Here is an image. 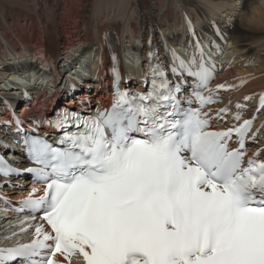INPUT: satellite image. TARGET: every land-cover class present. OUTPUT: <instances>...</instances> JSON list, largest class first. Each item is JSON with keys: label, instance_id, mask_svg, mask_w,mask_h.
<instances>
[{"label": "snow or ice", "instance_id": "obj_1", "mask_svg": "<svg viewBox=\"0 0 264 264\" xmlns=\"http://www.w3.org/2000/svg\"><path fill=\"white\" fill-rule=\"evenodd\" d=\"M199 56L173 51L170 69H152L147 91L117 89L96 116L58 117L60 147L24 140L37 165L27 171L45 187L32 188L19 211L41 222L29 225L30 242L0 247V264H61L57 254L67 264L73 256L82 264H264V160L246 159L245 149L253 121L209 130L202 109L214 102V66ZM177 74L193 79L190 96ZM15 171L0 159V174ZM28 219L35 216L20 223Z\"/></svg>", "mask_w": 264, "mask_h": 264}, {"label": "bare ground", "instance_id": "obj_2", "mask_svg": "<svg viewBox=\"0 0 264 264\" xmlns=\"http://www.w3.org/2000/svg\"><path fill=\"white\" fill-rule=\"evenodd\" d=\"M85 1L78 0L73 4H67L70 6L69 9L65 5L67 11L65 10L66 14H63L56 13L57 9H54L53 6L50 7V5H57L58 0H0L1 5L19 4L24 9H27V5H29L36 12V15L34 14L36 17L29 19L24 17L21 24L19 22L17 25L26 26L25 30L29 35L21 29H17L18 32L10 31L14 38H9L6 35H10V29L7 28V30L3 26L4 30L0 27V45L4 49L0 55V77L5 72L29 71L34 83L27 82V85L34 87L37 97H39L42 91L38 87L47 85L45 75L49 70V67L43 65L41 61L46 60L52 69H57L55 62L58 57L63 58L62 65H64L72 63L73 56L79 52L90 55L98 54L99 58L105 61L108 53L106 45L102 42V36L108 32L117 33L118 30L121 32V37L125 39L122 42L123 50L127 54L126 57L129 59L128 64L131 68V64L138 63L133 53H141L144 50L143 39L146 35V28H154V34L160 36L161 45L175 48V41L182 33L180 18L185 14L206 28L210 20L216 21L232 47L230 55L234 57V53H240L243 57L242 59L235 58L233 63L239 64L245 60L252 62L245 69H240L241 71L231 72L228 70L226 74L216 79L218 84L225 86L241 85V89L229 91L228 94L235 99H242L246 95L256 94L264 89V58L259 60V58L251 56L254 53L264 52V0H95L90 8L89 20L85 24L83 23L86 30L82 36L83 34L80 33L74 34L77 32L70 28L69 21L72 18L75 23H79V18L85 11ZM76 8L79 11H76L77 13L73 10ZM41 9L42 11L46 10L43 11L42 19L39 20ZM21 10L23 9L21 8ZM61 19L66 20V25L62 23ZM51 23L54 26L53 30H51ZM80 25L76 27H80ZM30 26L32 27L30 28ZM104 67L105 64L98 67L100 75L98 82L105 80L102 73ZM90 84L94 88H98L97 83ZM13 93L16 95L17 91H13ZM1 94H3L2 91H0ZM96 97L102 100L106 99V97ZM19 106L23 107L20 104ZM23 113L26 115L25 111ZM10 179L12 178L6 180ZM12 182L13 189L7 191V197L11 201L25 198L32 188H36L31 181L17 178L12 179ZM60 259L64 258L60 256Z\"/></svg>", "mask_w": 264, "mask_h": 264}, {"label": "rangeland", "instance_id": "obj_3", "mask_svg": "<svg viewBox=\"0 0 264 264\" xmlns=\"http://www.w3.org/2000/svg\"><path fill=\"white\" fill-rule=\"evenodd\" d=\"M22 1H26V0H22ZM67 1H68V3H67ZM66 2H65V0H58V4L57 5H50V7H52L53 6V8L54 9H57V11H56V13L57 12H60V13H63V14H66V12H65V10L67 11V8H66V6L68 7V9H69V7L70 6H68L67 4H73L74 2H76V1H78V0H67ZM65 2V3H64ZM70 2V3H69ZM92 2H95V0H86L85 1V11H84V13L82 14V16H81V18H79V23H75L73 20H72V18H71V20L69 21V25H70V28L73 30V31H75V32H77V33H74V34H83L82 36H84V34H85V30H86V28L85 27H83V23L85 24V22H87L88 20H89V16H90V13H91V9L90 8H92ZM0 3H2V2H0ZM54 4V3H53ZM1 5V4H0ZM6 5V6H5ZM17 5V6H16ZM61 5V6H60ZM66 5V6H65ZM19 6V7H18ZM28 7H27V9H24L23 8V6L22 5H19V4H15V5H9V4H2L1 6H0V27L2 28V29H4V27L3 26H5V29H10L9 30V33H10V35L8 34V35H6V37L8 36L9 38H14L13 36V34L11 33V32H18L17 31V29H21L22 31H24V33L25 34H27V35H29L28 34V32L25 30L26 29V26H23V25H20V26H17L18 24H19V22H20V24H21V22H22V20L24 19V17L25 18H27L28 17V19L30 18V17H36L35 15V9H31V6H29V5H27ZM35 6H36V4H35ZM57 6V7H56ZM7 7V8H6ZM49 7V8H50ZM56 7V8H55ZM21 8L23 9V10H21ZM29 8V9H28ZM32 11H31V10ZM26 10H28V11H26ZM34 10V11H33ZM46 9H43V11H45ZM73 10H75V12L77 11V12H79L78 11V9L76 8V9H73ZM23 11V12H22ZM43 11H42V9L39 11V16L40 17H38L39 18V20H41L42 18V15H43ZM12 12V13H11ZM14 12V13H13ZM26 12V13H25ZM76 12V13H77ZM11 13V14H10ZM25 13V14H24ZM23 14V15H22ZM35 14V15H34ZM46 14V13H45ZM44 14V15H45ZM2 15H4L3 17H2ZM33 15V16H32ZM58 15V14H57ZM74 16H76L75 14H73ZM19 19V20H18ZM78 18L76 17V20H77ZM50 20V19H49ZM62 20V23L64 24V25H66V20H64V19H61ZM15 21V22H14ZM74 23H73V22ZM6 24V25H5ZM31 24V23H30ZM79 24H81L80 25V27H76V26H78ZM16 26V27H15ZM13 27V28H12ZM32 26H30V28H31ZM1 29V30H2ZM4 29V30H5ZM7 29V30H8ZM12 29V30H11ZM14 29V30H13ZM16 29V30H15ZM54 29V26H53V23H51V30H53ZM4 30H3V32H4ZM84 30V31H83ZM11 31V32H10ZM79 31V32H78ZM84 32V33H83ZM4 33H6V32H4ZM71 35H73V34H71ZM18 36H20V35H18ZM4 51V49H3V47L0 45V55H1V53ZM19 179V178H18ZM21 184H22V182H21ZM23 185H25V184H23ZM22 186V185H21Z\"/></svg>", "mask_w": 264, "mask_h": 264}]
</instances>
